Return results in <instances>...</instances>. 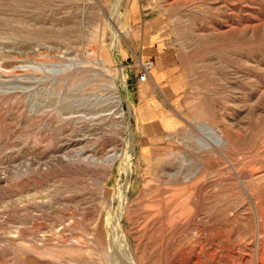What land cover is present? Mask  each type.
<instances>
[{"label":"rangeland","instance_id":"1","mask_svg":"<svg viewBox=\"0 0 264 264\" xmlns=\"http://www.w3.org/2000/svg\"><path fill=\"white\" fill-rule=\"evenodd\" d=\"M259 227L264 0H0V264H257Z\"/></svg>","mask_w":264,"mask_h":264},{"label":"crops","instance_id":"2","mask_svg":"<svg viewBox=\"0 0 264 264\" xmlns=\"http://www.w3.org/2000/svg\"><path fill=\"white\" fill-rule=\"evenodd\" d=\"M143 44V42H142ZM138 50L142 49V52L145 56L148 57H157L160 56V50L156 47L154 41L151 40L146 46L142 45ZM174 70L169 68L167 72L163 70H158V84L166 91L167 95L170 97L169 102L171 106H175L177 102V95H175V87L168 84V77L173 74ZM137 98H138V120L140 122H150L152 120H157L162 116V114H166L162 110L160 97L158 90L155 88H149L145 86V83L137 82ZM144 86V87H143Z\"/></svg>","mask_w":264,"mask_h":264},{"label":"bare ground","instance_id":"3","mask_svg":"<svg viewBox=\"0 0 264 264\" xmlns=\"http://www.w3.org/2000/svg\"><path fill=\"white\" fill-rule=\"evenodd\" d=\"M127 130L130 131V127L127 125ZM221 145H224V142L220 143ZM114 159L112 160V163H114ZM130 166L131 164L128 162L125 167H124V172L126 174L129 173L130 171ZM257 216V215H256ZM264 234V233H263ZM258 243H257V248H256V252H255V257H256V262L257 264H264V235L262 238V244H261V231H260V227L258 229ZM125 242L127 243V238L125 240ZM191 244V243H190ZM201 254V253H200ZM131 264H137V262L133 259H131Z\"/></svg>","mask_w":264,"mask_h":264},{"label":"built area","instance_id":"4","mask_svg":"<svg viewBox=\"0 0 264 264\" xmlns=\"http://www.w3.org/2000/svg\"><path fill=\"white\" fill-rule=\"evenodd\" d=\"M141 67H142L143 72L141 73V76L139 77V82L145 83L147 82L149 78V73L152 67L150 64H143Z\"/></svg>","mask_w":264,"mask_h":264}]
</instances>
